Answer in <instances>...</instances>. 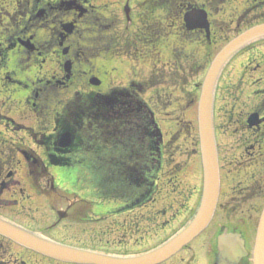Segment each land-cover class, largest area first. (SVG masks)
Instances as JSON below:
<instances>
[{
	"label": "flooded vegetation",
	"instance_id": "flooded-vegetation-1",
	"mask_svg": "<svg viewBox=\"0 0 264 264\" xmlns=\"http://www.w3.org/2000/svg\"><path fill=\"white\" fill-rule=\"evenodd\" d=\"M230 3L0 0V216L26 228L37 226L29 213L40 211L94 225L110 221L132 240L127 255L179 231L194 208L179 203L180 193L167 203L150 198L149 164L166 162L169 139L160 142L151 125L160 105L151 104L144 70L168 67L178 76L181 68L208 67L233 37L264 23V0H249L229 16L239 25L226 34L216 23ZM193 10L205 11L208 30L187 26ZM249 10L256 11L252 21L240 25ZM212 121L220 193L232 195L196 238L160 264H252L261 209L240 202L264 190V38L223 66ZM136 165L143 166L137 175ZM253 211L255 220L247 219ZM225 230L241 234L245 255L230 261L218 250ZM14 245L0 236V264H28Z\"/></svg>",
	"mask_w": 264,
	"mask_h": 264
},
{
	"label": "rangeland",
	"instance_id": "rangeland-1",
	"mask_svg": "<svg viewBox=\"0 0 264 264\" xmlns=\"http://www.w3.org/2000/svg\"><path fill=\"white\" fill-rule=\"evenodd\" d=\"M248 2L249 0H231V3L227 7L228 15L223 16L222 20L216 23V26L222 28L221 31L227 32L226 34L233 33V29L236 25H239L237 24L238 19H235V17L230 19L229 16L233 12L238 13L244 10ZM255 12L252 11L250 14H247L240 25L252 21ZM262 12H264V9ZM203 52L201 50L199 55L203 54ZM187 69L190 75L188 85H179L177 83L179 77L177 76V72H175L176 69L171 70L168 67L147 68L144 70V73L149 75L150 85H155L150 89L151 104L157 107V102H159L160 106L156 108V118L159 120L158 124H160L159 127L162 129L163 135L166 139H169L166 143L168 159L163 163L162 170L158 175L159 179L157 180L153 198L158 203H167L169 199L171 200V197H177V194L180 193L179 203H183L184 206L187 205L188 208H194L195 210L199 204L202 190V165L197 128V101L207 65L205 67L199 66ZM256 192L259 195L251 196L249 197L250 199H247L246 196L244 197L245 201L242 197L240 198V200L242 199L240 203L244 204L242 207L247 208V206L251 207L253 205L254 208L262 209L264 205V190ZM231 195L226 196L222 192L218 205L221 206L228 201ZM221 209L217 210L216 217L218 219L224 214V211ZM245 213L248 214V209ZM251 214L247 219L253 218L255 220L253 215L257 214V212L253 211ZM29 216L32 217L29 220L37 222V226L30 228L31 230L72 246L112 254H127L132 247V240L128 238L125 228L113 226L110 221L94 225L72 217H63L60 222L54 223L58 219L56 211L50 213H46L45 211L30 212ZM42 220H47L46 224H44L45 222H40ZM254 228L255 226L247 228V231L254 230ZM152 239H150V243L153 242ZM8 244L6 241L4 243L5 247L9 248ZM16 249L20 257L25 255L24 258L28 264L43 262L45 264H62L31 251L26 253V249L22 247H17Z\"/></svg>",
	"mask_w": 264,
	"mask_h": 264
},
{
	"label": "water",
	"instance_id": "water-1",
	"mask_svg": "<svg viewBox=\"0 0 264 264\" xmlns=\"http://www.w3.org/2000/svg\"><path fill=\"white\" fill-rule=\"evenodd\" d=\"M185 21L190 28L195 26L208 28L203 10L189 12ZM262 37H264V24L246 30L219 51L207 70L197 107L203 171L200 202L192 219L168 241L140 255L116 256L53 241L2 217H0V235L43 256L76 264H157L175 254L209 224L218 200L219 169L212 121L213 91L217 76L232 54L245 44ZM218 250L228 255L230 261L246 254L241 234L228 233L226 230L218 236ZM252 262L264 264V207L257 226Z\"/></svg>",
	"mask_w": 264,
	"mask_h": 264
},
{
	"label": "trees",
	"instance_id": "trees-1",
	"mask_svg": "<svg viewBox=\"0 0 264 264\" xmlns=\"http://www.w3.org/2000/svg\"><path fill=\"white\" fill-rule=\"evenodd\" d=\"M153 163H150V169H149V171H150V180H149V189H150V197H151V194H152V187H153V178H154V176H153V173H154V171H153V168H152V165Z\"/></svg>",
	"mask_w": 264,
	"mask_h": 264
}]
</instances>
